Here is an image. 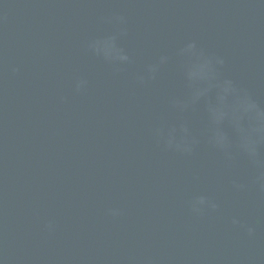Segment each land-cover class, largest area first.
Returning a JSON list of instances; mask_svg holds the SVG:
<instances>
[{"label":"water","instance_id":"95a60500","mask_svg":"<svg viewBox=\"0 0 264 264\" xmlns=\"http://www.w3.org/2000/svg\"><path fill=\"white\" fill-rule=\"evenodd\" d=\"M192 43L264 105V0H0V264H264V157L209 143Z\"/></svg>","mask_w":264,"mask_h":264},{"label":"clouds","instance_id":"9594fccd","mask_svg":"<svg viewBox=\"0 0 264 264\" xmlns=\"http://www.w3.org/2000/svg\"><path fill=\"white\" fill-rule=\"evenodd\" d=\"M184 52L197 58V62L186 72L190 89L189 104L195 106L209 96L213 97L205 109L210 133L209 143L227 154L235 149L246 155L254 165H260L264 157V105L255 102L247 94L241 95L231 79L221 78L219 70L225 65L223 56L197 52L195 43L190 44ZM120 59L127 61L128 57L121 56ZM166 61L167 58L162 57L160 62ZM150 71L155 72L156 69L152 68ZM236 97L240 98V103H233ZM182 132L185 137L191 135L186 125L182 127ZM195 142L186 139L183 143H176L174 136L170 134L168 145L175 147L177 151L191 153ZM257 183L264 190V174L258 176ZM218 208L215 200L204 195L192 203V210L196 213L206 209L215 211ZM232 222L239 224V219L233 218ZM254 231V228H248L249 235L254 234Z\"/></svg>","mask_w":264,"mask_h":264}]
</instances>
